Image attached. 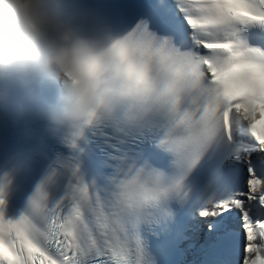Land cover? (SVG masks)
I'll return each instance as SVG.
<instances>
[{"label":"snow or ice","instance_id":"1","mask_svg":"<svg viewBox=\"0 0 264 264\" xmlns=\"http://www.w3.org/2000/svg\"><path fill=\"white\" fill-rule=\"evenodd\" d=\"M135 2L116 31L198 61L203 85L134 124L102 116L81 139L56 127L57 150L0 154V264H179L199 218L203 264H264V46L242 34L264 25V0H242L248 15L223 0Z\"/></svg>","mask_w":264,"mask_h":264},{"label":"clouds","instance_id":"2","mask_svg":"<svg viewBox=\"0 0 264 264\" xmlns=\"http://www.w3.org/2000/svg\"><path fill=\"white\" fill-rule=\"evenodd\" d=\"M223 2L248 15L242 0ZM214 36L227 38L224 31ZM238 55L215 52L211 59L223 65ZM202 71L198 61L134 29L118 32L105 18L87 24L69 10V0H0V107L21 116L39 79L57 81L47 119L72 139L102 116L131 125L153 108L177 104L201 88Z\"/></svg>","mask_w":264,"mask_h":264}]
</instances>
